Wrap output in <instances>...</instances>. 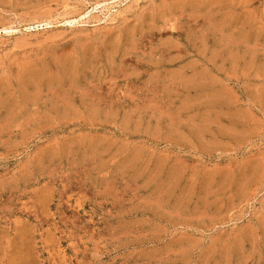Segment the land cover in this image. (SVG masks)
Segmentation results:
<instances>
[{
	"label": "rangeland",
	"instance_id": "obj_1",
	"mask_svg": "<svg viewBox=\"0 0 264 264\" xmlns=\"http://www.w3.org/2000/svg\"><path fill=\"white\" fill-rule=\"evenodd\" d=\"M0 264H264V0H0Z\"/></svg>",
	"mask_w": 264,
	"mask_h": 264
},
{
	"label": "bare ground",
	"instance_id": "obj_2",
	"mask_svg": "<svg viewBox=\"0 0 264 264\" xmlns=\"http://www.w3.org/2000/svg\"><path fill=\"white\" fill-rule=\"evenodd\" d=\"M89 15H90V14H89ZM85 16H86V15H85ZM67 21H68V20H67ZM72 23H75V21H73V22L68 21L66 24H67V25H70V24H72ZM66 24H65V25H66ZM42 25H43V24H42ZM48 26H50V25L46 24V25H43L42 28H44V27L49 28ZM4 29H5V28H4ZM1 31H2V30H1ZM9 31H10V30H9ZM9 31H7V29L4 30V32H6V33H9ZM4 32H3V33H4ZM13 32H14V30H13Z\"/></svg>",
	"mask_w": 264,
	"mask_h": 264
}]
</instances>
